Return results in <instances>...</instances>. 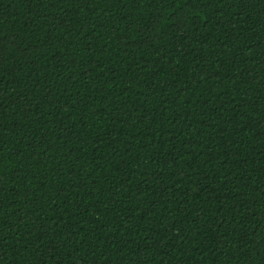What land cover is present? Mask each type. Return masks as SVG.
<instances>
[{"label": "trees", "instance_id": "trees-1", "mask_svg": "<svg viewBox=\"0 0 264 264\" xmlns=\"http://www.w3.org/2000/svg\"><path fill=\"white\" fill-rule=\"evenodd\" d=\"M0 264H264V0H0Z\"/></svg>", "mask_w": 264, "mask_h": 264}, {"label": "snow or ice", "instance_id": "snow-or-ice-1", "mask_svg": "<svg viewBox=\"0 0 264 264\" xmlns=\"http://www.w3.org/2000/svg\"><path fill=\"white\" fill-rule=\"evenodd\" d=\"M4 49L0 48V61L3 60Z\"/></svg>", "mask_w": 264, "mask_h": 264}]
</instances>
